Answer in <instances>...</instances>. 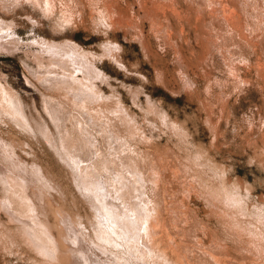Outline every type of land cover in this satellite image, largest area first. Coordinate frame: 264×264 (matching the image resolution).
I'll return each instance as SVG.
<instances>
[{"label":"rangeland","instance_id":"obj_1","mask_svg":"<svg viewBox=\"0 0 264 264\" xmlns=\"http://www.w3.org/2000/svg\"><path fill=\"white\" fill-rule=\"evenodd\" d=\"M15 1L0 0V264H59L60 228L79 264H264V0ZM117 179L150 202V244Z\"/></svg>","mask_w":264,"mask_h":264},{"label":"bare ground","instance_id":"obj_2","mask_svg":"<svg viewBox=\"0 0 264 264\" xmlns=\"http://www.w3.org/2000/svg\"><path fill=\"white\" fill-rule=\"evenodd\" d=\"M2 1L4 2L5 7H7V4H14V3L16 2L15 0H2ZM79 1H80V0H79ZM85 1H86V0H85ZM213 1H214V0H213ZM43 2H44V3H45V2H47V3H51V0H44ZM80 2H81V1H80ZM214 3H215V1L213 2V4H214ZM220 3H221V2H220ZM210 4H211V3H210ZM217 4H218V2H217ZM217 4H216V5H217ZM155 5H156V4H155ZM212 6H213V5H212ZM216 7H217V6H216ZM217 12H218V11H217ZM120 14H121V13H120ZM216 15H217V13H216ZM122 17H123V15H122ZM126 19H127V18H126ZM152 22H153V21H152ZM158 22H159V21H158ZM158 22H157V23H158ZM157 23H154V24H157ZM4 26H5V25L3 24V27H4ZM3 27H2V22H0V32H1L2 29L5 28V27H4V28H3ZM57 48H58V47H57ZM53 52H55V51H53ZM67 52H68V51H67ZM79 55H80V54H79ZM61 57H62V56H61ZM61 57H60V58H61ZM75 58H76V57H75ZM60 60L63 62V65L66 64V66H67L68 69L71 68V69H73V71H74V70H75V71L78 70V69L76 68V66H75V65H77V64L74 65L73 63H71V60H70L69 58H65V57H64L63 59H60ZM73 60H74V59H73ZM84 62H85V61H84ZM86 64H87V63H86ZM73 65H74L75 67H74ZM77 66H78V68H79V65H77ZM86 66H87V65H86ZM81 67H82V66H81ZM90 67L93 68L92 66H90ZM75 68H76V69H75ZM88 68H89V67H88ZM83 69H84V68H83ZM85 69H86V68H85ZM90 70H91V69H90ZM71 71H72V70H71ZM75 71H74V72H75ZM87 71H89V70H87ZM87 71H85V72H87ZM91 71H92V70H91ZM94 71H95V69H94ZM89 73H90V72H89ZM87 75H88V74H87ZM86 78H88V76H87ZM67 103H68V102H67ZM85 114H86V113H85ZM82 115H84V114H82ZM87 115H88V114H87ZM87 115H86V116H87ZM81 117H82V116H81ZM87 117H89V116H87ZM87 117H86V118H87ZM83 121H84V119H83ZM83 123H84V122H83ZM63 146H64V143H63ZM2 154H3V153H2ZM66 155H67V154H66ZM68 155H69V154H68ZM0 156H1V155H0ZM69 156H70V155H69ZM63 157H64V156H63ZM71 157H73V156H71ZM71 157H70V158H71ZM68 159H69V158H68ZM2 160H3V159H2ZM73 160H74V159H73ZM4 162H5V161H4ZM0 164H1V163H0ZM3 164H4V163H3ZM74 164H75V163H74ZM76 164H77V162H76ZM10 165H11V164H9V166H10ZM77 165H78V164H77ZM79 165H80V164H79ZM4 166H5V165H4ZM6 166H7V165H6ZM6 166H5V167H6ZM71 166H72V165H71ZM19 167H20V166H19ZM80 167H81V165H80ZM84 167H85V166L83 165V168H84ZM87 167H88V166H87ZM123 167H124V166H123ZM73 168H74V167H73ZM75 168H76V167H75ZM75 168H74V169H75ZM21 169H22V168H21ZM86 169H87V168H86ZM8 170H10V169H8ZM29 170H30V169H29ZM81 170H82V168H81ZM81 170H78V171H81ZM90 170L92 171L91 168H90ZM123 170H124V169H123ZM83 171H86V170H83ZM91 171H90V172H91ZM130 171H131V170H130ZM16 172H18V171H14L15 174H16ZM35 172H36V171H35ZM35 172H34V173H35ZM75 172H76V171H75ZM124 172H125V171H124ZM25 173H26V172H25ZM88 173H89V169H88ZM92 173H93V172H92ZM117 173H118V172H117ZM120 173H121V172H120ZM7 174H8V173H7ZM17 174H19V173H17ZM28 174H29V172H28ZM83 174H84V173H83ZM128 174H129V172H128ZM131 174H132V173H131ZM9 175H10V174H9ZM9 175H8V177H10ZM30 175H31V174H30ZM89 175H90V173H89ZM123 175H124V174H123ZM123 175H122V177H123ZM129 175H130V174H129ZM14 176H16V175H14ZM14 176H13V177H12V176L10 177V179L12 180V182L15 183L14 186L18 187V186L16 185V184H18V183H19L20 185H23V181L20 180L19 177H15V178H14ZM23 176H24V175H23ZM26 176H27V175H26ZM86 176H88V175H86ZM114 176H115V175H114ZM131 176L134 177V175H131ZM35 177H36V176H35ZM89 177L91 178V175H90ZM126 177H127V174H126ZM126 177H125V178H126ZM37 178H38V177H37ZM82 178H84V177H82ZM92 178H94V177H92ZM128 178H130V176H129ZM128 178H126V179H128ZM137 178H138V176H137ZM137 178L135 177V179H137ZM0 179H1V178H0ZM21 179H22V178H21ZM23 179H24V177H23ZM25 179L29 181V179H27V178H25ZM25 179H24V180H25ZM39 179H40V178H39ZM85 179H86V178H84V180H85ZM122 179H123V178H122ZM122 179L120 178L121 181H122ZM131 179H134V178H131ZM141 179H142V177H141ZM141 179H139V180H141ZM86 180H88V179H86ZM92 180H93V179H92ZM114 180H115V179H114ZM129 180H130V179H129ZM4 181H5V180H4ZM8 181H9V179H8ZM88 181H89V180H88ZM115 181H116V180H115ZM117 181H118V179H117ZM2 182H3V181H2ZM95 182H96V180L94 181V183H95ZM125 182H126V181H125ZM128 182H129V181H128ZM130 182H133V180H131ZM134 182H135V181H134ZM139 182H140V181H139ZM14 183H13V184H14ZM89 183H90V182H89ZM94 183H93V185H94ZM97 183H98V182H97ZM97 183H96V184H97ZM107 183H108V182H107ZM137 183H138V180H137ZM38 184H39V183H38ZM76 184H77V183H76ZM84 184H85V183H84ZM28 185H29V184H28ZM28 185H26V186H28ZM86 185H88V182H87ZM99 185H100V184H99ZM112 185H113V183H112ZM132 185H133V184H132ZM138 185H139V184H138ZM4 186H5V185H4ZM29 186H30V188H32L31 185H29ZM101 186H102V185H101ZM103 186H104V185H103ZM143 186H144V185H143ZM143 186H142V187H143ZM6 187H7V186H6ZM22 187L25 188L24 186H22ZM22 187H21V189H22ZM33 187H34V184H33ZM47 187H48V186H47ZM97 187H98V186H96V188H97ZM112 187H114V186H112ZM130 187H131V185L129 184V188H130ZM132 187L134 188L135 186H132ZM132 187H131V188H132ZM43 188H44V187H43ZM93 188H94V187H93ZM106 188H107V186H106ZM106 188H105V189H106ZM129 188H128V186H125V184H123V183H119V181H118V183L116 184V190L119 192V196H120V197H118V198H121V199H122V202H121V203H125V208H128V210H129V213H126V215H125V224H126V227L128 226V228L136 227V228L138 229V231H139V230L141 231L142 238L145 239V237H146L145 235H147V237H148V236H149V232L151 231V230H150V223H151V222L149 221V220H151V219H149V218H150L153 214L151 213V212H152V211H151V208H150V210H149V208H148V205L150 204V202H149V204H148V203H145L143 199H141V198L143 197L142 195H143L144 193H140V195L138 194L137 197H140V196H142V197L139 198L138 200L135 199V198H136V197H135V196H136V193H135V196H133V192H131V190H130ZM136 188H137V187H136ZM138 188H139V187H138ZM138 188H137V189H138ZM143 188H144V187H143ZM14 189H18V188H14ZM21 189H20V190H21ZM33 189H34V188H33ZM89 189H90V188H89ZM101 189H102V188H101ZM137 189H136V190H137ZM139 189H140V188H139ZM144 189H145V188H144ZM18 190H19V189H18ZM36 190H37V189H36ZM39 190H40V188H39ZM47 190H49V189H47ZM47 190H46V191H47ZM86 190H87V188H86ZM93 190H95V189H93ZM98 190H99V189H98ZM102 190H103V189H102ZM102 190H101V191H102ZM112 190H113V189H112ZM112 190H111V191H112ZM136 190H135V191H136ZM161 190H162V189H161ZM16 191H17V190H16ZM25 191H26V189H25ZM41 191H42V190H41ZM105 191H106V190H105ZM111 191H110V192H111ZM117 191H115V192L117 193ZM138 191H139V190H138ZM19 192H21V191H19ZM44 192H45V191H44ZM86 192H87V191H86ZM102 192H103V191H102ZM107 192L109 193L108 190H107ZM113 192H114V190H113ZM115 192H114V193H115ZM162 192H164V191H162ZM21 193H22V192H21ZM39 193H41V192L39 191ZM42 193H43V192H42ZM46 193H47V192H46ZM49 193H50V192H49ZM82 193H83V192H82ZM95 193H97V192H95ZM99 193H100V192H99ZM116 193H115V194H116ZM137 193H138V192H137ZM13 194H14V193H13ZM17 194H18V191H17ZM93 194H94V193H93ZM104 194H105V193H104ZM110 194H111V193H110ZM110 194H109V195H110ZM141 194H142V195H141ZM165 194H167V193H165ZM8 195H9V193H8ZM15 195H16V194H15ZM95 195H96V194H95ZM98 195H100V194H98ZM113 195H114V194H113ZM161 195H162V193H161ZM163 195H164V193H163ZM9 196H10V195H9ZM42 196L44 197V195H42ZM96 196H97V195H96ZM106 196H107V195H106ZM106 196H105V197H106ZM167 196H169V195H167ZM11 197H12V196H11ZM13 197H14V196H13ZM13 197H12V198H13ZM16 197H18V196L16 195ZM19 197H20V196H19ZM46 197H49V195L46 196ZM46 197H44V198H46ZM92 197H93V196H92ZM103 197H104V195H103ZM112 197H113V196H112ZM114 197H115V196H114ZM134 197H135V198H134ZM162 197H163V196H162ZM165 197H166V196H165ZM9 198H10V197H9ZM49 198H50V197H49ZM52 198H53V197H52ZM108 198H110V196H109ZM159 198H161V196H160ZM170 198H171V197H170ZM47 199H48V198H47ZM88 199H89V198H88ZM101 199H102V198H101ZM115 199H116V198H115ZM144 199H145V194H144ZM147 199H148V198L146 197V200H147ZM162 199H163V198H162ZM167 199H168V198H167ZM4 200H6V198H4ZM4 200H2V201L4 202L3 205L5 204V201H4ZM10 200H12V199H10ZM10 200H9V201H10ZM48 200H49V199H48ZM91 200H92V199H91ZM97 200H98V197H97ZM103 200H105V199H103ZM103 200H102V201H103ZM106 200H108V199H106ZM106 200L104 201V202H105V203H104L105 207H103V208H106V207L108 208V206H116V207H118V205L120 204V203H119V204H116V203H117L116 201H115L116 203H114V202L111 201V200H109V201H106ZM113 200H114V199H113ZM142 200H143V201H142ZM150 200H152V199H150ZM150 200H149V201H150ZM157 200H159L158 203H159L160 201H162L161 199H157ZM157 200H156L154 203H156ZM163 200H164V199H163ZM0 201H1V200H0ZM12 201H14V200H12ZM12 201H10V202H12ZM50 201L52 202L51 198H50ZM50 201H49V204L47 203L48 201H45L44 203L47 204V205H45V206H49V205H51V204H50ZM54 201H55V200H53V202H54ZM118 201H119V199H118ZM165 201H166V199H165L163 202H165ZM6 202H7V200H6ZM56 202H57V201H56ZM88 202H89V201H88ZM101 203H102V202H101ZM151 203H152V202H151ZM1 204H2V203H1ZM8 204H9V203H8ZM11 204H13V203H11ZM99 204H100V203H99ZM161 204H162V203H161ZM161 204L159 203V205H161ZM172 204H173V203H172ZM6 205H7V204H6ZM13 205L15 206V204H13ZM54 205H55V204H54ZM120 205H121V204H120ZM154 205H156V204H154ZM163 205H164V204H163ZM0 206H1V205H0ZM8 206H9V205H8ZM55 206H56V205H55ZM102 206H103V204H102ZM123 206H124V205H123ZM151 206H152V205H151ZM172 206H174V205H172ZM35 207H36V206H35ZM35 207H34V208H35ZM38 207H39V206H38ZM38 207H37V208H38ZM49 207H51V206H49ZM58 207H59V206H58ZM99 207H100V206H99ZM149 207H150V206H149ZM160 207H161V206H160ZM162 207H163V206H162ZM162 207H161V208H162ZM167 207H168V206H167ZM169 207H171V206L169 205ZM2 208H4V207H2ZM13 208H14V207H12L11 209H13ZM15 208H17V207H15ZM39 208H40V207H39ZM47 208H48V207H46V208H44V209L47 210ZM59 208H60V207H59ZM97 208H98V207H97ZM118 208H120V206H119ZM121 208H122V207H121ZM153 208H154V206H153ZM156 208H158L157 205H156ZM17 209H18V208H17ZM49 209H50V208H49ZM60 209H61V208H60ZM116 209H117V208H115V210H116ZM162 209H163V208H162ZM162 209H160V210H162ZM0 210H1V209H0ZM6 210H8V209H6ZM9 210H10V209H9ZM15 210H16V209H15ZM15 210H14V211H15ZM18 210H19V209H18ZM33 210H35V209H33ZM37 210H38V209H37ZM98 210H99V209H98ZM100 210H101V209H100ZM111 210H112V209H111ZM115 210H114V211H115ZM120 210H122V209H120ZM120 210H119V211H120ZM154 210H156V209L154 208ZM154 210H153V211H154ZM170 210H171V208H170ZM173 210H174V209H173ZM177 210H178V209H177ZM4 211H5V210H4ZM4 211H3V212H4ZM11 211H12V210H11ZM39 211H40V209H39ZM42 211H43V209H42ZM48 211H51V210H48ZM48 211H46V212L48 213ZM58 211H59V209H58ZM122 211H123V210H122ZM122 211H120V212H122ZM124 211L126 212L127 210H124ZM158 211H159V209H158ZM164 211H165V209H164ZM1 212H2V211H1ZM16 212H17V210H16ZM31 212H33V211L31 210ZM46 212L44 211V213H46ZM56 212H57V211H56ZM61 212H62V211H60V213H61ZM95 212H96V211H95ZM103 212H104V211H103ZM116 212H117V211H116ZM160 212H161V211H160ZM169 212H170V211H169ZM171 212H172V210H171ZM178 212H179V211H178ZM33 213H35V212H33ZM40 213H41V211H40ZM42 213H43V212H42ZM60 213H59V214H60ZM97 213H98V212H97ZM100 213H101V212H100ZM122 213H123V212H122ZM122 213H121V214H122ZM150 213H151L152 215H151ZM162 213L164 214V212H162ZM172 213H173V212H172ZM180 213H182V212H180ZM5 214H6V213H5ZM13 214H14V213H13ZM27 214H28V213H27ZM49 214L51 215V213H49ZM63 214H64V212H63ZM121 214H120V215H121ZM157 214H158V212H157ZM177 214H178V213H177ZM182 214H183V213H182ZM9 215H10V214H9ZM19 215H20V214H19ZM23 215H24V214H23ZM23 215H22V216H23ZM29 215H30V214H29ZM38 215H39V214L36 215L37 219H38ZM42 215H43V214H42ZM50 215H47V217L50 216ZM57 215H58V214H57ZM100 215H101V214H100ZM102 215H103V214H102ZM150 215H151V216H150ZM159 215H160V213H159ZM173 215H175V214L173 213ZM178 215H179V214H178ZM178 215H176V217H177ZM6 216H8V215L6 214ZM14 216H16V218H17V215H14ZM43 216H45V218H46V215H43ZM64 216H65V215H64ZM97 216H98V215H97ZM104 216H105V215H104ZM107 216H108V214H107ZM116 216H117V214H116ZM161 216H162V215H161ZM182 216H183V215H182ZM8 217H9V216H8ZM20 217H21V215H20ZM34 217H35V216H34ZM99 217H100V216H99ZM101 217H102V216H101ZM111 217H113V216H111ZM114 217H115V215H114ZM122 217H123V216H122ZM122 217H121V218H122ZM162 217H163V216H162ZM169 217L171 218V215H169ZM174 217H175V216H174ZM184 217H185V216H184ZM10 218H11V217H10ZM10 218H9V219H10ZM39 218L41 219V217H39ZM43 218H44V217H43ZM43 218H42V219H43ZM59 218H60V217H59ZM105 218H107V217L105 216ZM115 218H116V217H115ZM152 218H153V217H152ZM154 218H155V217H154ZM177 218H178V217H177ZM177 218H175V219H177ZM11 219H12V218H11ZM11 219H10V223L13 222V223L15 224V223L17 222V221L14 222L15 219L12 220V221H11ZM17 219H18V218H17ZM17 219H16V220H17ZM20 219H21V218H19L18 220H19V221H23V220H20ZM25 219H26V218H25ZM118 219H119V218H118ZM122 219H123V218H122ZM171 219H172V218H171ZM178 219H179V218H178ZM181 219H182V218H181ZM181 219H179V220H181ZM64 220H65V219H64ZM107 220H108V219H107ZM114 220H115V219H114ZM120 220H121V219H120ZM162 220H163V219H162ZM182 220H186V219H182ZM36 221H38V220H36ZM59 221H60V220H59ZM59 221H58V222H59ZM72 221H73V220H72ZM98 221H99V220H98ZM102 221H103V219H102ZM118 221H119V220H118ZM160 221H161V220H160ZM0 222H1V221H0ZM24 222H25V221H24ZM39 222L41 223L42 221L39 220L38 223H39ZM111 222H112V221H111ZM114 222H115V221H114ZM114 222H113V223H114ZM149 222H150V223H149ZM153 222H154V221H153ZM163 222H165V221H163ZM169 222H170V221H169ZM169 222H166V223L168 224ZM171 222H172V221H171ZM173 222H174V221H173ZM173 222H172V223H173ZM181 222H183V223H182V224H183V227H186V225L184 226V221H180V222H178V223L181 224ZM2 223H3V222H2ZM10 223H8V224H10ZM17 223H18V225H19L21 222H20V223L17 222ZM25 223H26V222H25ZM25 223H23V225H24ZM38 223H36V225H37ZM59 223H60V222H59ZM70 223H71V222H70ZM77 223H78V222H77ZM92 223H93V222H92ZM118 223H120V222H118ZM118 223H117V224H118ZM172 223H171V224H172ZM175 223H176V222H175ZM21 224H22V223H21ZM32 224H33V223H32ZM34 224H35V223H34ZM41 224H42V223H41ZM41 224H39V225H41ZM43 224H44V221H43ZM51 224H52V223H51ZM51 224H49V227H48L49 230H47L46 232H49V233H50V230H53V229L50 228V227H53ZM101 224H102V223H101ZM121 224H122V221H121ZM169 224H170V223H169ZM180 224H179V226H180ZM1 225H2V224H1ZM23 225H19V226L16 225V226H17V228H18V227L23 226ZM25 225H26V224H25ZM25 225H24V226H25ZM36 225H35V226H36ZM44 225H46V224H44ZM50 225H51V226H50ZM69 225H71V224H69ZM113 225H114V224H113ZM154 225H155V223H154ZM154 225H153V226H154ZM164 225H165V224H164ZM164 225L162 224V226H164ZM174 225H175V224H174ZM177 225H178V224H177ZM2 226H3V225H2ZM5 226H6V225H5ZM5 226H3V227H5ZM30 226H31V225H30ZM42 226H43V225H42ZM46 226H48V225H46ZM46 226H45V227H46ZM56 226H58V225H56ZM92 226H93V225H92ZM108 226H109V225H108ZM115 226H116V225H115ZM153 226L151 225V227H153ZM166 226H167V225H166ZM0 227H1V226H0ZM26 227H27V226H26ZM43 227H44V226H43ZM97 227H98V226H97ZM109 227H110V226H109ZM118 227H120V226H118ZM170 227H172V226H170ZM170 227H169V228H170ZM174 227H175V226H174ZM177 227H178V226H177ZM177 227H176V228H177ZM8 228H9V227H8ZM20 228L22 229L23 227H20ZM20 228H18V229H20ZM27 228H29V225H28ZM27 228H25L26 230L24 229V230L26 231V233H27V231H28ZM31 228H32V227H31ZM40 228H42V227H40ZM57 228H58V227H57ZM62 228H63V226H62ZM94 228H95V227H94ZM94 228H93V229H94ZM107 228H108V227H107ZM111 228H112V227H111ZM153 228H154V227H153ZM153 228H151V229H153ZM180 228H181V227H180ZM15 229H16V228H14V230H15ZM29 229H30V228H29ZM36 229H38V228H36V227H35L34 229L32 228V230H36ZM43 229H44V228H43ZM64 229H65V228H64ZM105 229H106V228H105ZM171 229H173V228H171ZM178 229H179V228H178ZM3 230H4V228H3ZM12 230H13V229H12ZM12 230L10 231V228H9V230H4V231H10V232H12ZM32 230H31V231H32ZM96 230H97V229H96ZM112 230H113V229H112ZM123 230H124V229H123ZM131 230H132V229H131ZM153 230H155V229H153ZM157 230H158V229H157ZM157 230H156V231H157ZM167 230H168V229H167ZM182 230H185V228H184V229H181L180 231L182 232ZM186 230H187V229H186ZM186 230H185V232H186ZM231 230H232V229H231ZM21 231H22V230H21ZM37 231H38V232H41V230H40V231L37 230ZM44 231H45V230H43L42 232H44ZM113 231H115V230H113ZM143 231H144V233H142ZM160 231H162V230H160ZM174 231H175V228H174ZM23 232H24V231H23ZM64 232H65V231H64L63 229L60 228V231H59V237L56 238V239H57V240L59 239V242H58V243H60V246H61V247L67 248V250H68L69 248H71V253L69 252L70 254L67 253V255H66V253H65V255H64L63 253H61L62 255H61V254H58V255H61V257H59V261H58V263H59V264H60V263H61V264H79V263H83L82 258H83V255H85L84 252H83V251H84V245H85V244L82 245V243H81L80 241H78V247H77V248L73 247L72 245H70V244L68 243V240H67L68 237L66 238L67 234L65 233V234H66V236H65ZM106 232H107V231H106ZM106 232H105V233H106ZM115 232H116V231H115ZM117 232H118V231H117ZM126 232H127V230H126ZM126 232H125V233H126ZM130 232H131V231H130ZM151 232H152V231H151ZM153 232H154V231H153ZM158 232H159V230H158ZM164 232H165V231H164ZM176 232H179V231H176ZM185 232H184V233H185ZM187 232H188V231H187ZM187 232H186V233H187ZM3 233H4V232H3ZM26 233H25V234H26ZM29 233H30V232H29ZM32 233H35V234H37V235H39V236H40V234L42 235V233H36V232H33V231H32L30 234H32ZM79 233H80V231H79ZM82 233H83V232H82ZM133 233H134V232H133ZM159 233H160V232H159ZM161 233H162V232H161ZM165 233H166V232H165ZM165 233H163V234H165ZM182 233H183V232H182ZM6 234H7V232H6ZM25 234H23V236H24ZM43 234H45V233H43ZM52 234H54V233H52V231H51L50 236H51ZM108 234H109V233L105 234V238H106V239L108 238V236H107ZM113 234H115V233H113ZM127 234H128V232H127ZM136 234H137V233H136ZM172 234L175 235L173 232H172ZM172 234H171V235H172ZM187 234H188V233H187ZM9 235H10V233H9ZM33 235H34V234H33ZM33 235H32L31 237H34ZM48 235H49V234H48ZM48 235H47V236H48ZM83 235H84V234H83ZM103 235H104V234H103ZM103 235H102V236H103ZM109 235H110V234H109ZM123 235H124V234H123ZM152 235H154V234H151L148 238L146 237V238H147L146 240H148L149 238H151ZM157 235H158V233H157ZM167 235H168V234H167ZM173 235H172V236H173ZM180 235H182V234H180ZM180 235H179V236H180ZM189 235H190V234H189ZM189 235H187V238H189V237H188ZM195 235H197V234H195ZM195 235H194V237H196ZM10 236H11V235H10ZM39 236H38V237L35 236V237H37V238L43 237V235L40 236V237H39ZM47 236H46V238H47ZM71 236H72V235H71ZM97 236H98V235H97ZM124 236H125V235H124ZM135 236H136V235H135ZM165 236H166V234H165ZM172 236H169V237H172ZM183 236H184V234H183ZM183 236H182V240L185 241V238H186V237L184 236V237H185V238H184ZM191 236H192V235H190V237H191ZM1 237H2V235H1ZM24 237H25V236H24ZM31 237H30V238H31ZM35 237H34V238H35ZM130 237H131V236H130ZM173 237H174V236H173ZM192 237H193V236H192ZM192 237H191V238H192ZM197 237H198V236H197ZM51 238H52V237H51ZM109 238H110V237H109ZM132 238H134V237H132ZM158 238H159V236H158ZM163 238H164V237H163ZM183 238H184V239H183ZM27 239L29 240V238H27ZM27 239H26V240H27ZM32 239H33V238H32ZM35 239H36V238H35ZM44 239H45V237L42 238V240H44ZM49 239H50V237H49ZM49 239H47V241H48ZM72 239H73V238H72ZM92 239H94V238H92ZM122 239H123V238H122ZM160 239H161V238H160ZM189 239H190V238H189ZM189 239H188V241H191V240H192V239H191V240H189ZM193 239H194V238H193ZM202 239H203V238H202ZM0 240H2V239H0ZM30 240H31V239H30ZM37 240H38V239H37ZM52 240H53V239H52ZM52 240H51V242H52ZM57 240H56V242H57ZM98 240H99V239H98ZM101 240H102V239H101ZM104 240H105V239H104ZM138 240H139V239H138ZM168 240H169V239H168ZM182 240H181V241H182ZM196 240H197V238H196ZM33 241H34V240H33ZM53 241H55V240H53ZM88 241H89V240H88ZM93 241H94V240H93ZM102 241H103V240H102ZM122 241H123V240H122ZM134 241H135V240H134ZM149 241H150V240H148V243H149ZM151 241H153V240L151 239ZM163 241H165V240H163ZM188 241H187V242H188ZM192 241H193V243H194V240H192ZM192 241H191V242H192ZM26 242H27V241H26ZM36 242H37V241H36ZM39 242H41L40 239H39ZM39 242L36 243V244L38 245ZM48 242H49V241H48ZM48 242H47V243H48ZM51 242H50V243H51ZM99 242H100V241H99ZM103 242H104V241H103ZM103 242H102V243H103ZM107 242H109V241L107 240ZM111 242H112V241H111ZM120 242H121V241H120ZM123 242H124V241H123ZM123 242H122V243H123ZM131 242H132V241H131ZM168 242H169V241H168ZM175 242H176V241H175ZM223 242H224V241H223ZM234 242H235V241H234ZM27 243H28V242H27ZM45 243H46V239H45ZM47 243H46V245H47ZM54 243H55V242H54ZM104 243H105V242H104ZM127 243H128V242H127ZM132 243H133V242H132ZM140 243H141V242H140ZM145 243H146V242H145ZM165 243H166V241H165ZM170 243H171V242H170ZM173 243H174V242H173ZM185 243H186V242H185ZM195 243L198 244V242H195ZM231 243H233V242H231ZM231 243H230V244H231ZM32 244L34 245L35 243H30L29 245L32 246ZM40 244H41V243H40ZM51 244H52V243H51ZM95 244H96V242H95ZM99 244H100V243H98V245H99ZM124 244H125V243H124ZM128 244H130V243H128ZM136 244H137V242H136ZM141 244H142V243H141ZM149 244H150V243H149ZM166 244H167V243H166ZM166 244H165V247H166ZM186 244H187V243H186ZM212 244H213V243H212ZM217 244H218V243H217ZM233 244H234V243H233ZM37 245H34V247L37 246ZM41 245L43 246V245H45V244L43 243V244H41ZM48 245H50V244H48ZM48 245H47V246H48ZM100 245H101V244H100ZM102 245H103V244H102ZM104 245H105V244H104ZM106 245H107V243H106ZM131 245H132V244H131ZM133 245H134V244H133ZM146 245H147V244H146ZM146 245H145V246H146ZM152 245H154V244H152ZM204 245H206V244H204ZM215 245H216V244H215ZM52 246H54V244H53ZM57 246H58V245H57ZM60 246H59V248H60ZM122 246H123V245H122ZM137 246H138V245H137ZM145 246H144V247H145ZM170 246H171V245H170ZM175 246H176V244H175ZM180 246H182V245L180 244ZM183 246H184V245H183ZM190 246H191V245H190ZM192 246H193V245H192ZM192 246H191V247H192ZM202 246H203V244H202ZM206 246H208V245H206ZM210 246H213L212 249H214V250H215V248H218V246L214 248V244H213V245H210ZM210 246H209V248H210ZM37 247H39V245H38ZM45 247H46V246H45ZM72 247H73V248H72ZM106 247H107V246H106ZM106 247H105L104 249H106ZM132 247H133V246H132ZM147 247H148V245H147ZM154 247H155V246H154ZM158 247H159V246H158ZM158 247H156V248H158ZM177 247H178V246H177ZM191 247H190V248H191ZM195 247H196V246H195ZM42 248H43V247H42ZM48 248H49V246H48ZM52 248L54 249V247H52ZM57 248H58V247H57ZM59 248H58V250H60ZM130 248H131V247H130ZM134 248H135V247H134ZM137 248H138V247H137ZM145 248H146V247H145ZM148 248H149V247H148ZM152 248H153V246H152ZM152 248H151V249H152ZM156 248H155V250H157ZM173 248H174V247H173ZM182 248H183V247H182ZM184 248H186V247H184ZM184 248H183V249H184ZM190 248H189V245H188V250H189ZM209 248L207 247L208 251H209ZM219 248H220V245H219ZM39 249H40V247H39ZM153 249H154V248H153ZM153 249H152V252H153ZM175 249H176V248H175ZM175 249H174V251H175ZM193 249H194V248H193ZM37 250H38V249H37ZM37 250H36V251H37ZM46 250H47V247H46ZM56 250H57V249H56ZM58 250H57V251H58ZM67 250H66V251H67ZM107 250H108V248H107ZM110 250H111V248H110ZM138 250H139V249H138ZM138 250L136 251V253L138 252ZM146 250H147V249H146ZM149 250H150V248L148 249V251H149ZM172 250H173V249H172ZM177 250H178V249H177ZM190 250H192V249H190ZM190 250H189V251H190ZM195 250H196V249H195ZM195 250H192V251L195 252ZM198 250H201V249H198ZM198 250H196V251H197V254H198ZM210 250H211V248H210ZM214 250H213V252H214ZM220 250H221V249H220ZM225 250H226V249H225ZM60 251H63V250L61 249ZM60 251H58V253H59ZM159 251H160V250H159ZM159 251H158V252H159ZM182 251H185V250H182ZM189 251H188V253H189ZM204 251H206V250H204ZM215 251H218V249L215 250ZM54 252H55V251H54ZM63 252H65V251H63ZM108 252H109V251H108ZM112 252H113V250H112ZM133 252H135V251H133ZM150 252H151V251H150ZM160 252H161V251H160ZM162 252H165V251L162 250ZM178 252H179V251H178ZM180 252H181V251H180ZM211 252H212V251H211ZM43 253H44V252H43ZM43 253H42V254H43ZM50 253H51V252H50ZM52 253H53V251H52ZM106 253H107V252H106ZM130 253H131V251H130ZM153 253H154V252H153ZM156 253H157V252H156ZM165 253H166V252H165ZM172 253H173V252H172ZM186 253H187V252H186ZM190 253H192V252H190ZM205 253H206V252H205ZM218 253H219V252H218ZM221 253H222V252L220 251L219 255H220ZM223 253H224V252H223ZM225 253H226V252H225ZM225 253L222 254V255L227 256V255H225ZM56 254H57V253H56ZM56 254H55V255H56ZM114 254H116L115 251H114L113 255H112V253H111L112 256H115ZM127 254H128V252H127ZM147 254H149V252H148ZM158 254H159V253H158ZM161 254H163V253H161ZM161 254H159V256H160ZM168 254H169V253H168ZM180 254H181V253H180ZM194 254H196V252H195ZM194 254H193V256H194ZM201 254H202V253H201ZM206 254H207V253H206ZM212 254H213V253H212ZM215 254H217V252H216ZM46 255H48V253H47ZM58 255H57V256H58ZM150 255H151V254H150ZM155 255L158 256L157 254H155ZM188 255H189V254H188ZM202 255H203V254H202ZM207 255H208V254H207ZM43 256H45V254L42 255V257H43ZM53 256H54V254H53ZM53 256H52V257H53ZM136 256H137V255H136ZM148 256H149V255H148ZM163 256H164V254L162 255V257H163ZM178 256H181V255H178ZM196 256H197V255H196ZM196 256H194V257H196ZM200 256H201V255H199L198 260L201 259L202 256H201V257H200ZM203 256H204V255H203ZM45 257H46V256H45ZM48 257H49V256H48ZM84 257H85V256H84ZM152 257H153V255H152ZM152 257H150V258L153 259ZM160 257H161V256H160ZM162 257H161L160 260H162ZM168 257H169V256H168ZM205 257L207 258L208 256H205ZM209 257H210V254H209ZM209 257H208V258H209ZM55 258H56V257H55ZM111 258H112V257H111ZM139 258H140V255H139ZM141 258H142V256H141ZM154 258H155V257H154ZM157 258H159V257H157ZM166 258H167V257H166ZM188 258H189V257H188ZM190 258H191V257H190ZM208 258H207V259H208ZM230 258H231V257H230ZM51 259H52V258H51ZM56 259H57V258H56ZM56 259H55V260H56ZM143 259H144V258H143ZM164 259H165V258L163 257V260H164ZM177 259H179V258L177 257ZM180 259H181V257H180ZM183 259H184V257H183ZM191 259L193 260V258H191ZM195 259H197V258H195ZM195 259H194V260H195ZM211 259H212V258H211ZM211 259H210V261H211ZM214 259H215V258H214ZM214 259H213V260H214ZM218 259H219V258H218ZM224 259H225V258H224ZM227 259H228V258H227ZM46 260H48V259H46ZM138 260H140V259H138ZM144 260H145V259H144ZM153 260H155V259H153ZM165 260H166V259H165ZM187 260H188V259H187ZM192 260H191V262H192ZM194 260H193V261H194ZM198 260H196V261L198 262V264H200V262H199L200 260H199V261H198ZM201 260L203 261L204 258L201 259ZM52 261H53V259H52ZM167 261H168V260H167ZM167 261H166V264H168ZM169 261H170V260H169ZM171 261L173 262V260H171ZM216 261H217V260H216ZM230 261H231V260H230ZM234 261H235V260H234ZM39 262L41 263V261H39ZM53 262L55 263V261H53ZM56 262H57V261H56ZM117 262H118V261H117ZM117 262H116V263H117ZM150 262H151V261H150ZM154 262H155V261H154ZM172 262H171V263H172ZM197 262H196V263H197ZM207 262H208V260H206V263H205V264H207ZM211 262L214 264L213 261H211ZM219 262H220V260H219ZM50 263H51V262H50ZM145 263H146V262H145ZM148 263H149V262H148ZM156 263H157V261H156ZM160 263H163V262L161 261ZM164 263H165V262H164ZM181 263L183 264V262H181ZM196 263H195V264H196ZM215 263H216V262H215ZM228 263H231V262H228ZM43 264H44V263H43ZM52 264H53V263H52ZM55 264H56V263H55ZM173 264H174V262H173ZM175 264H176V263H175ZM185 264H186V262H185ZM189 264H190V262H189ZM202 264H203V263H202ZM208 264H209V262H208ZM222 264H223V263H222ZM231 264H232V263H231ZM234 264H239V263H234ZM240 264H241V263H240Z\"/></svg>","mask_w":264,"mask_h":264}]
</instances>
